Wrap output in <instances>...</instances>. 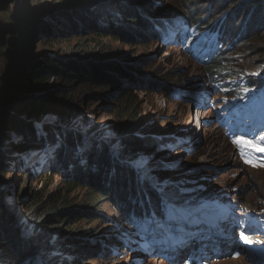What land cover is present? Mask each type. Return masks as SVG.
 <instances>
[{
  "label": "rangeland",
  "instance_id": "obj_1",
  "mask_svg": "<svg viewBox=\"0 0 264 264\" xmlns=\"http://www.w3.org/2000/svg\"><path fill=\"white\" fill-rule=\"evenodd\" d=\"M97 1L99 0H0V76H11L14 73L13 69L9 70L7 62L2 58V50L10 61L16 62L19 47L25 64L23 73L30 71L32 61L38 58L73 56L81 51L104 52L117 60L119 56L129 59L135 65V75L143 76L142 80L148 81L138 86L137 82H131L129 85L132 84L134 88L128 86L119 92L135 93L139 98V110L133 116V120L145 129L154 127L155 131H152L154 135H161L160 138H153L150 134L149 137H144L146 142L155 143L159 147L164 144L162 155L157 154L159 150L155 148H146L138 162H128L135 172L134 177L136 175L139 183L140 178L143 182V186L140 187L141 194L136 201L145 200L149 191L157 193V198L164 193L167 195L177 193L180 199L196 205L194 208L201 212L198 203L200 199L211 200L210 206H219L223 209L219 211L216 207H207L213 209L219 218L215 222H210L211 230L208 229L209 224L204 222L206 227L203 226L202 236L212 235L215 228H219L223 236L232 238L223 248L220 247V243L214 244L212 240L202 241L195 247L193 254L191 251L184 254L180 251L172 252L170 247H165L151 249L149 255L138 254L133 260L129 253L122 258L120 256L125 252V247H117L121 245L117 235L122 236L120 227L126 225L125 210L130 198L121 193L116 195L113 193L108 199L99 202V197L91 198L92 194L84 188H79L70 197L69 204L73 207L94 206L87 220L75 226L66 224L60 229L48 228L47 235L56 238L61 233L71 239L92 241L87 246L89 248L86 250L87 253L81 256L85 261L83 264H179L180 254L188 264H264V218L250 221L247 219L248 216L264 217V165L256 157V153H264V146L260 140L245 137L231 141L228 138L230 130L226 122L219 120L223 111H231L229 106L236 107V99L229 96L227 87L216 88L207 78L202 66L192 63L187 55H183L181 47L171 43H158L149 37L137 42L118 37L100 38L95 37L91 31L80 30L81 26L70 28V25L66 24L65 19L71 18L75 9L86 8V5ZM155 1V9L180 7L184 13L202 17L211 13V16L218 18L224 12L231 13L237 8L242 9L243 13L232 15V20L228 23L237 26V33L242 32L243 25L248 29L242 33L243 37L234 49V67L238 71H263L264 0H243L242 3H239L241 0ZM17 29L23 31V34H13ZM252 39L256 41L252 43ZM25 77L26 74H23V81ZM56 86H59L56 78L44 85L46 89ZM174 88L187 90L189 96L182 101L173 100L171 94L177 92ZM198 90H206L201 96L208 98L197 105L205 107L202 117L209 113L208 105L212 111L203 121L201 120L202 126L198 124L196 127L197 111L191 96ZM110 91L95 92L105 95ZM80 95L81 90L72 93L66 101L59 99L55 103L57 107L47 114L45 119L38 118L37 123L59 124L58 122L61 123L59 119L67 120L71 132H76L84 141L103 140L113 157L118 158L119 145L112 144L117 137V128L122 126V117L113 112L118 100H115L114 96L98 97L81 104L78 101ZM59 110H64L68 114L58 113ZM21 116L27 117V112ZM24 120L31 121L28 117L20 121ZM92 128L94 131L90 133ZM191 131L195 133L192 137L189 134ZM180 134L182 139L179 137ZM188 142L190 145H185ZM173 143L177 145L174 146ZM243 147L245 151H242ZM17 148L14 149L16 150L14 156L24 150L20 145ZM73 149L76 150V147ZM16 162L15 160V164ZM5 165L0 168V187L1 190L8 192L5 198L3 196L4 210L13 218L14 224L26 223L19 225L25 237H34L37 227L30 225L28 221L34 219L31 218L35 216L32 211L36 207L43 211L45 206H48L50 197L58 190L64 189V178L49 175L41 177V174L29 178L23 171ZM147 189V193L144 194L143 191ZM132 195L134 198L137 191ZM196 197H199L198 201ZM90 202H93L92 206L88 205ZM153 214L154 212L151 213ZM241 222L247 223V226H243L245 229L242 232L255 229L254 232L246 234L244 240L239 235L241 231L238 227L241 226L239 224ZM158 230L162 232L160 228ZM135 238L136 236L130 237V241H134ZM1 243L0 241V249ZM113 245L116 247L111 248ZM33 258L35 264L39 262L43 264L40 259L44 257ZM44 261L46 264L49 263L46 258Z\"/></svg>",
  "mask_w": 264,
  "mask_h": 264
},
{
  "label": "trees",
  "instance_id": "obj_2",
  "mask_svg": "<svg viewBox=\"0 0 264 264\" xmlns=\"http://www.w3.org/2000/svg\"><path fill=\"white\" fill-rule=\"evenodd\" d=\"M95 3L86 5V8L91 7L90 10L85 7L75 9L71 18L65 19L66 24H69L70 28L81 26L80 30L91 31L95 37H118L135 42L149 37L158 43H171L181 47L183 55H187L192 63L202 66L207 78L216 88L227 87L229 96L236 99V107L229 106L231 111H223L219 116V120L226 122L230 130L228 138L233 142L241 137L260 140L264 146V68L261 72H250L238 71L234 67V49L243 37L242 33L248 29L243 25L242 32L237 33V26L228 23L232 20V15L242 14V9L237 8L231 13L224 12L214 18L211 13L208 17L184 13L180 7L155 9V0H99ZM13 32L23 34L20 29ZM17 39H20L19 35ZM253 41L256 40L252 39L251 42ZM19 50L21 52L20 47ZM1 55L9 70L13 69L14 73L11 76H0V168L6 164L5 166L23 171L29 178L39 174L41 177L61 176L64 178L65 187L50 197L48 206H45L43 211L39 207L32 211L35 216L31 218L34 219L28 221L30 225H35L37 230L31 238L25 237L21 232L22 228L19 229L20 224L26 223L14 224L13 218L5 212L2 201L8 192L0 187V264H35L33 257L39 256L46 258L48 264H54L51 261H57L56 264H83L85 261L81 256L87 253V246L92 241L71 239L61 233L56 238L47 235L48 228L60 229L66 224L75 226L87 220L91 208L94 207L93 202L88 204L92 207H73L69 204L70 197L79 188H84L92 194L91 198L99 197V202L108 199L113 193H121L130 198L125 210L126 225L120 227L122 236L117 235L121 242L117 247H125V252L120 256L122 258L128 253L132 260L138 254L149 255L151 245L159 236L163 238L161 245L168 242V237L175 234L177 225L193 215L199 217L202 214L209 222L218 220L219 215L207 207H216L219 211L223 208L210 206L211 200L200 199L198 203L202 213L194 208L196 205L180 199L177 193H164L157 198V193L149 191L145 200L136 201L141 194L140 187L143 182L140 178L139 183L136 175L134 177L135 172L128 162H138L146 148H155L159 150L156 151L157 154L162 155L164 144L159 147L155 143L146 142L144 137H149L150 134L153 138H160L161 135H154V127L145 129L133 120L139 110V98L135 93L119 92L128 86L134 88L132 84L129 85L131 82H137L138 86L148 81L142 80L143 76L140 78L135 75V65L129 59L119 56L117 60L104 52L81 51L73 56L38 58L31 64L30 71L23 73L25 64L18 68L19 57L18 61H14V65L4 50ZM262 60L264 61V53ZM17 71L21 76L26 74L24 81L22 80V92L17 96L10 111L4 112L13 88L17 85ZM54 78L59 82V86L46 89L44 85ZM79 90L81 95L78 101L81 104L98 97L114 96L113 98L118 100L113 112L122 117V126L117 128V137L112 144L119 145V159L113 157L103 140L84 141L76 132H71L67 120L59 119V124L37 123L38 118L45 119L47 114L57 107L55 103L59 99L66 101L72 93ZM97 90L111 91L104 95L96 93ZM174 90L177 92L171 94L173 100L182 101L189 96L187 90ZM204 91L192 93L191 98L194 99L196 107L203 99H208L201 96ZM207 110L210 114V105ZM25 112L29 121H37H20L27 119L21 116ZM58 113L68 114L64 110H59ZM93 131L94 128L90 133ZM19 145L23 146L24 150L14 156V149ZM74 146L76 150L73 149ZM242 151H245L244 147ZM256 157L264 165V153H256ZM136 191L137 195L132 198ZM147 191L148 189L144 190V194ZM198 198L196 197V201ZM261 218L264 217H247L249 221ZM239 224L246 226L247 223ZM158 228L162 232H159ZM132 236H136L134 241H130ZM114 252L117 253L115 249ZM44 258L40 260L46 264Z\"/></svg>",
  "mask_w": 264,
  "mask_h": 264
},
{
  "label": "bare ground",
  "instance_id": "obj_3",
  "mask_svg": "<svg viewBox=\"0 0 264 264\" xmlns=\"http://www.w3.org/2000/svg\"><path fill=\"white\" fill-rule=\"evenodd\" d=\"M199 113H200V111H197V113H196V124H195L196 127L198 126V124H200L199 126H202L201 120L203 121V119H205L207 117V115H209L207 113L206 117H202V112H201L200 117H198ZM193 123H194V121H193ZM193 133H194L193 131H191L189 133L191 135V137L194 136L195 133L194 134ZM189 143L190 142H188V144H185V145L189 146L190 145ZM204 222L205 221H203L202 219H200L196 215H193L189 219H184L183 223H180V226L176 227L175 234L173 236L168 237V242L161 245V241L163 238L161 236H159L156 239L155 243L153 245H151L150 251H151V249H160V248L170 247V249L173 250L172 252L180 251L181 254H184L188 251H191L193 254V251H195V247L199 243H201L202 241L212 240L213 242H215L214 244L220 243L221 248L225 247L228 241H231L229 239L232 237L223 236L222 230L219 228H215V233L212 235H207L205 237L202 236L203 235L202 229H203V226H205ZM208 224H209V226H208V229H209L210 223H208ZM254 231H255V229L254 230L248 229V232H254ZM226 235H228V234H226ZM175 236H176V239H175ZM182 257L183 256H181V259H182ZM240 258H242V257H240ZM193 264H195V263H193Z\"/></svg>",
  "mask_w": 264,
  "mask_h": 264
},
{
  "label": "water",
  "instance_id": "obj_4",
  "mask_svg": "<svg viewBox=\"0 0 264 264\" xmlns=\"http://www.w3.org/2000/svg\"><path fill=\"white\" fill-rule=\"evenodd\" d=\"M22 52V50H21ZM35 60L32 61V63H34ZM24 63L23 59H22V55L20 53V56H19V61H18V68L21 67V65ZM17 74H18V81H17V85H15V87L13 88V93H12V96L10 98V100L8 101V103H6L5 105V111L4 112H7V111H10L11 109V106L13 105V103L15 102L17 96L20 94L21 95V92H22V89H21V85H22V76L20 74V72L17 71ZM144 78V77H143ZM142 79V78H141ZM19 95V96H20Z\"/></svg>",
  "mask_w": 264,
  "mask_h": 264
}]
</instances>
